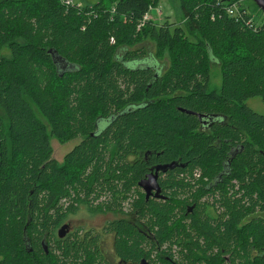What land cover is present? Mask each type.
<instances>
[{
    "label": "trees",
    "instance_id": "1",
    "mask_svg": "<svg viewBox=\"0 0 264 264\" xmlns=\"http://www.w3.org/2000/svg\"><path fill=\"white\" fill-rule=\"evenodd\" d=\"M160 1L0 0V264H105L94 240H59V255L41 241L54 246L64 199L134 189L155 235L119 225L124 257L264 264V218L245 222L264 210V114L247 104L264 101V12L254 0H180L178 21L144 19ZM214 66L222 80L211 89ZM79 136L64 160L53 156L52 138ZM173 161L166 197L146 200L149 163Z\"/></svg>",
    "mask_w": 264,
    "mask_h": 264
},
{
    "label": "flooded vegetation",
    "instance_id": "2",
    "mask_svg": "<svg viewBox=\"0 0 264 264\" xmlns=\"http://www.w3.org/2000/svg\"><path fill=\"white\" fill-rule=\"evenodd\" d=\"M147 63V62H143ZM140 63V64H143ZM117 116H111L110 118H104L102 119V123H100V129H102V132L104 133L106 128L109 126V124L113 121V119ZM208 118V117H207ZM207 120V119H206ZM205 119L201 120L203 123H207ZM206 121V122H205ZM98 136V135H97ZM56 141L60 142L57 138H55ZM75 140V145L69 149L67 153H69L75 146L81 144L83 142L82 137H77ZM61 144V142H60ZM63 144V143H62ZM68 144V142H67ZM66 153V154H67ZM65 157V156H64ZM151 156H149L148 153L145 154L143 157L146 162H149ZM131 161H134L136 163L138 156L131 155L129 156ZM64 160V158H63ZM157 165L162 164H150L148 165V171L145 173L144 177L138 180V186L139 190L141 191L142 195L146 200H150L152 198H158V199H164L166 197L163 186L161 184V175L166 174L168 170H162L160 169L158 171V178L157 181L160 185V195L159 197H156L155 193L157 192L155 189H152L150 195H148V191L144 189L140 182L147 178L148 174L151 172H155V168ZM226 174V171H222L218 177H216L208 186L207 188H211L216 186L217 184L221 183L223 181V176ZM152 183L149 182L148 185H151ZM138 189H134L128 194L127 197L121 198L120 200H116L114 193L111 191H107L104 194L94 198L93 200L89 199H78V198H69L64 199L63 207L65 208V214L64 218H62L61 222L57 226L54 232V246L49 241L48 236H45L43 240L41 241L43 249L46 253H48L51 249H54V254H60L61 251L58 247V241L59 240H66L67 238L73 237V235H76L81 241L87 240L92 241L94 240L97 246V249L99 251V254L102 256L105 264H155L154 258H155V251L153 250L151 252L150 257L148 256H142L139 258V256L136 255L135 252H132L130 254H126V257L122 255L120 252V246H119V239H120V229L119 225L122 223H126L130 225L133 229H131L132 233L138 231L145 237H147L150 242H153L154 239V230L152 226L149 223V215L148 217L144 215H140L138 213V209L135 208V200L139 197V191ZM208 199L205 197L203 199L204 202H206ZM213 199H210L211 202H208L207 209L205 210L206 213L214 217L216 214H218V205L213 204ZM207 203V202H206ZM194 206H191L189 208L190 211H192ZM256 210L253 213H250L246 216L245 222H249L251 219L256 217H263L264 218V210H261V206L258 205L255 207ZM84 210V212L88 213L91 217L100 218V227L91 228L89 230H84L83 226L76 225L75 221L78 217V215ZM66 225V229L64 231V235H61V227ZM262 255H264V251L261 252Z\"/></svg>",
    "mask_w": 264,
    "mask_h": 264
},
{
    "label": "rangeland",
    "instance_id": "3",
    "mask_svg": "<svg viewBox=\"0 0 264 264\" xmlns=\"http://www.w3.org/2000/svg\"><path fill=\"white\" fill-rule=\"evenodd\" d=\"M100 0H74V4H78L80 6H88L93 5ZM246 6V5H245ZM249 6L253 9L254 3L250 0ZM152 14L155 16L156 21L164 20L166 17H169V20L171 22L178 21L179 14L181 12L180 10V0H161L160 4L155 10H152ZM160 12L162 13L160 15ZM259 12V11H258ZM262 17V16H261ZM149 52L153 53L155 51V44L152 41H149L148 43ZM1 53L9 54V51L7 48L3 49ZM149 61V59H144L142 62ZM160 65V64H159ZM161 66V65H160ZM214 71L212 73V83H211V89L219 88L221 86V74L220 70L217 66H214ZM247 104L252 107L255 111L264 114V101L260 97H253L247 100ZM2 111L0 110V113ZM52 146L54 148L53 156L58 159L59 161H62L66 153L69 151L71 147H73L76 143L75 140H72L70 142L65 144H60V142L56 141L55 138H52L51 140ZM81 213L78 215L75 223L78 226H83L84 230H89L91 228H98L100 227V218H94L91 217L88 213L84 212V210L81 209Z\"/></svg>",
    "mask_w": 264,
    "mask_h": 264
},
{
    "label": "water",
    "instance_id": "4",
    "mask_svg": "<svg viewBox=\"0 0 264 264\" xmlns=\"http://www.w3.org/2000/svg\"><path fill=\"white\" fill-rule=\"evenodd\" d=\"M255 3L257 4V6L264 12V0H254ZM51 51V50H50ZM183 111H186L188 113H193L191 110H188V109H182ZM199 118L201 120L203 119H207L208 115L206 114H202V113H197ZM210 119L212 117H209ZM206 122V121H205ZM178 165V162L177 161H173V162H170V163H167V164H162V165H157L156 166V170L155 172H151L150 174H148L147 178L143 179L141 182H140V185L146 189L148 191V195H150L152 189H155L157 192L155 193L156 197H159L161 196L160 195V185L157 181V178H158V171L160 169L162 170H168V169H173L175 168L176 166ZM151 182L152 184L151 185H148V183ZM66 225L65 226H62L61 227V235L63 236L64 235V231L66 229Z\"/></svg>",
    "mask_w": 264,
    "mask_h": 264
},
{
    "label": "built area",
    "instance_id": "5",
    "mask_svg": "<svg viewBox=\"0 0 264 264\" xmlns=\"http://www.w3.org/2000/svg\"><path fill=\"white\" fill-rule=\"evenodd\" d=\"M74 0H64V3H66V4H73L74 2H73ZM157 8V7H156ZM152 10H155V8L154 9H152ZM151 10V12H149V13H147L145 16H144V19H149V18H151V15H152V11ZM238 11V7H237V5L236 4H234V5H232V6H230L229 8H228V12H229V14H231V15H234V14H236V12ZM162 13L160 12V15H161ZM114 42V41H113Z\"/></svg>",
    "mask_w": 264,
    "mask_h": 264
}]
</instances>
